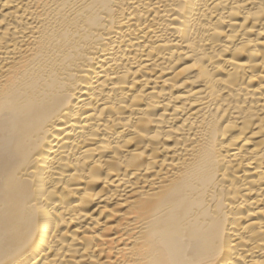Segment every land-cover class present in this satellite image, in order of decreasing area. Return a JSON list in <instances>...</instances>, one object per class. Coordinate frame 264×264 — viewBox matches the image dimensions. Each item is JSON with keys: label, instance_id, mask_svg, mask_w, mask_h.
<instances>
[{"label": "bare ground", "instance_id": "6f19581e", "mask_svg": "<svg viewBox=\"0 0 264 264\" xmlns=\"http://www.w3.org/2000/svg\"><path fill=\"white\" fill-rule=\"evenodd\" d=\"M0 264H264V0H0Z\"/></svg>", "mask_w": 264, "mask_h": 264}]
</instances>
